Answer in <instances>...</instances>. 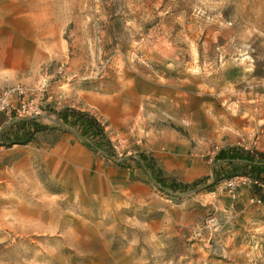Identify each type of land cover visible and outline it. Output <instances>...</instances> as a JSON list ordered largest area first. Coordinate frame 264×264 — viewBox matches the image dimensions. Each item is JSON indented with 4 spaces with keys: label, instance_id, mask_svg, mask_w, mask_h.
<instances>
[{
    "label": "rangeland",
    "instance_id": "1",
    "mask_svg": "<svg viewBox=\"0 0 264 264\" xmlns=\"http://www.w3.org/2000/svg\"><path fill=\"white\" fill-rule=\"evenodd\" d=\"M47 128L0 145V264H264V0H0V90ZM94 115L109 157L72 127ZM81 137H80V136ZM168 181L157 186L139 154Z\"/></svg>",
    "mask_w": 264,
    "mask_h": 264
},
{
    "label": "trees",
    "instance_id": "2",
    "mask_svg": "<svg viewBox=\"0 0 264 264\" xmlns=\"http://www.w3.org/2000/svg\"><path fill=\"white\" fill-rule=\"evenodd\" d=\"M60 118L67 127H72L90 144L94 150H101L109 157L111 153L110 141L106 136L103 125L92 114L78 109L66 108L59 113ZM47 127L41 125L37 119H20L13 121L0 131V145L12 146L14 144H26L31 141L37 132ZM143 161V167L149 172L153 182L160 188L173 194L177 189L185 191L191 186H196L197 181L189 184H178L165 179L152 160L139 154ZM214 181L223 178L246 176L252 180L264 181V155L256 158L254 153L242 147L231 146L220 149L213 160ZM257 186V185H256ZM257 189L259 187L257 186Z\"/></svg>",
    "mask_w": 264,
    "mask_h": 264
},
{
    "label": "built area",
    "instance_id": "3",
    "mask_svg": "<svg viewBox=\"0 0 264 264\" xmlns=\"http://www.w3.org/2000/svg\"><path fill=\"white\" fill-rule=\"evenodd\" d=\"M22 89L19 87H14V88H7L4 90H0V112H11L12 110H15L17 113L19 112L18 115H21L20 111H25V103L23 101H20L18 106H14L12 104V97H16V99L20 100L21 94H22ZM254 184H256L259 189L260 193L258 195H255L252 197V200H256L258 202H261L264 200V181H253Z\"/></svg>",
    "mask_w": 264,
    "mask_h": 264
},
{
    "label": "water",
    "instance_id": "4",
    "mask_svg": "<svg viewBox=\"0 0 264 264\" xmlns=\"http://www.w3.org/2000/svg\"><path fill=\"white\" fill-rule=\"evenodd\" d=\"M63 128H65V129H69L64 123H59ZM80 136V135H79ZM81 137V136H80ZM84 139V138H83ZM85 140V139H84ZM86 141V140H85Z\"/></svg>",
    "mask_w": 264,
    "mask_h": 264
}]
</instances>
